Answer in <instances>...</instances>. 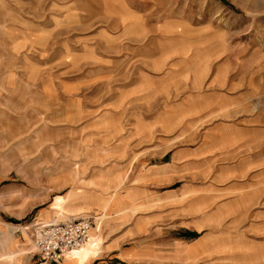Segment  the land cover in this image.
Here are the masks:
<instances>
[{
	"label": "rangeland",
	"instance_id": "rangeland-1",
	"mask_svg": "<svg viewBox=\"0 0 264 264\" xmlns=\"http://www.w3.org/2000/svg\"><path fill=\"white\" fill-rule=\"evenodd\" d=\"M72 80L89 82L83 89L87 96H81L89 107L99 111L102 103L108 106L109 121L102 125L125 134L137 125L146 142L156 139L159 145L167 139L173 153L195 152L202 144L229 151L242 143L252 152H264V0H0V213L20 217L15 211L20 187L43 198L38 201L43 206L56 202L61 211L50 221L32 222L31 215L23 220L32 223L33 241L39 224L71 219L64 214V202L84 199L86 189L96 187L83 182L92 166L83 161L98 164L106 156L102 149L107 143L101 144L104 139L94 132L100 121L89 122L85 130V120H78L75 132L59 128L64 106L55 101L53 86ZM66 161L73 169L54 168ZM197 161L196 155L187 157L174 182L157 188L173 190L174 239L180 216H196L197 197L202 202L208 198L197 192L198 172L222 178L225 187L236 176L223 167L230 163L213 169ZM55 171L73 175L77 183H47ZM181 171L188 178L178 181ZM133 172L126 188L133 186ZM184 184L188 191L182 203L176 192ZM148 188L142 184L140 191ZM232 196L228 192L220 201L235 208L228 200ZM107 216H96V224L92 217L93 229H101L98 248L85 263L101 251ZM177 251L196 262L195 248ZM5 255L8 262L16 260V255Z\"/></svg>",
	"mask_w": 264,
	"mask_h": 264
},
{
	"label": "crops",
	"instance_id": "crops-1",
	"mask_svg": "<svg viewBox=\"0 0 264 264\" xmlns=\"http://www.w3.org/2000/svg\"><path fill=\"white\" fill-rule=\"evenodd\" d=\"M59 61H62L61 58ZM89 85V82L72 80L61 81L53 86V95L58 98L55 101L64 106L58 120L59 128L75 132L78 120H85V130L90 129L89 122L100 121L101 128L96 129L99 132H94L101 134L104 139L101 144L107 143L102 149L106 153L104 160L98 164L83 161L85 165L92 164L85 166L91 171L84 176L83 182L96 187L87 188L88 196L84 199L73 197L72 202H64L67 211L63 213L71 217L67 221L81 218L78 215L91 214V217L95 218V224L96 216H108L103 223L102 235L99 236V255L88 263H85L86 260L80 261L72 257L65 258L62 264H264V169L255 172L256 168L264 166V152H252L247 143H242L229 151H217L216 146L202 144L195 152L182 149L179 153H173L167 146V139L159 142V145L156 139L146 142L143 138L147 136L143 135L142 138L136 123L130 134H125V130L119 127L109 129L105 123L102 125V122L109 121L110 109L104 111L108 106L102 103L97 111L89 107L92 104L87 102L85 97H81L87 96L83 94V89ZM120 101L117 100L116 104L121 105ZM117 113L119 112L115 111V115ZM138 116V113L136 116L134 114V117ZM130 137L133 140L128 139ZM194 153L201 167L206 163L214 169L217 163L221 166L222 163H230L223 167L235 170L236 176L231 178L234 181L225 187V182H221L222 178L216 175L205 177L202 176L203 171L198 172L196 180L200 183L197 184V192L208 194V198L202 202L201 198L197 197L196 216H180L178 237L174 239L173 190L161 192L157 188L173 183L174 178L178 177L176 169L179 165L181 169L185 168L186 158L195 156ZM113 154H116L117 158L112 157ZM65 163V166L54 168L73 169L70 161ZM131 169H134L133 186L126 188L125 186L131 183L127 184ZM66 173L56 172L49 175L47 183H77V180L73 181V175L66 177ZM181 174L178 181H183L184 177L188 178L186 172L181 171ZM206 180L208 182H205ZM142 184L150 187L145 193L140 191ZM114 186L117 188L112 191ZM16 189L20 206L15 211L19 210L20 217H11L19 219L21 223H11L8 219L11 217L0 213V264H42L34 249L32 223L23 220L31 215L32 222L50 221L60 214V207L56 202L50 206L39 204L38 201L43 198L27 187ZM187 189L188 184H184L180 191L176 192L182 203ZM228 192L233 194L228 200L237 205L235 208H228L229 205H226L225 201H220ZM7 197L6 193L5 198ZM59 198L61 197L58 196ZM82 207L84 210H81ZM100 229V225L92 229L95 247L91 254L98 248L96 237ZM185 247L195 248L196 262L188 260L184 254H177L178 249ZM5 254L16 255V260L8 262ZM253 258H258L260 262Z\"/></svg>",
	"mask_w": 264,
	"mask_h": 264
},
{
	"label": "built area",
	"instance_id": "built-area-1",
	"mask_svg": "<svg viewBox=\"0 0 264 264\" xmlns=\"http://www.w3.org/2000/svg\"><path fill=\"white\" fill-rule=\"evenodd\" d=\"M94 226L92 217L71 221L39 224L35 230L34 246L42 264H62L89 241Z\"/></svg>",
	"mask_w": 264,
	"mask_h": 264
},
{
	"label": "bare ground",
	"instance_id": "bare-ground-1",
	"mask_svg": "<svg viewBox=\"0 0 264 264\" xmlns=\"http://www.w3.org/2000/svg\"><path fill=\"white\" fill-rule=\"evenodd\" d=\"M94 247H95V243L93 242V234L90 233V242L87 245H85L81 250H78L77 252L67 255L66 258L74 257L77 260L85 261L91 255V251L92 249H94Z\"/></svg>",
	"mask_w": 264,
	"mask_h": 264
}]
</instances>
